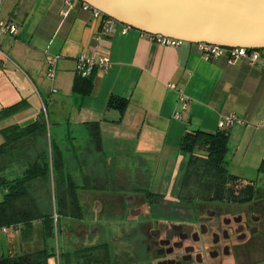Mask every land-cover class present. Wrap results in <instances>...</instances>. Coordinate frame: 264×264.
<instances>
[{
    "label": "crops",
    "instance_id": "0c3cea01",
    "mask_svg": "<svg viewBox=\"0 0 264 264\" xmlns=\"http://www.w3.org/2000/svg\"><path fill=\"white\" fill-rule=\"evenodd\" d=\"M0 21L11 22L18 29L15 36L0 34L2 54L7 51L16 63L11 64L0 54V108L20 102L26 105L6 119L10 125L33 121L44 109L46 121L49 111L58 118V125L72 126L83 134L86 146L93 150L87 124L97 123L103 154L94 152L101 159L112 158L105 154L107 146L115 155H135L161 163L172 160L170 151L178 152L186 131L214 133L222 117L235 115L245 123L228 131L232 158L227 161V170L253 183L256 200L264 205V189L259 186L260 181L264 183V173L258 170L264 162V68L245 61L230 66L226 55L204 61L194 44L162 47L134 29L122 34L121 28L116 27L102 35L101 22L91 12L77 8L64 15L59 0H3ZM53 56L58 59L51 80L46 71ZM81 56L109 60L107 69L93 70V89L85 96L72 91L76 61ZM112 96L128 101L123 116L108 108ZM10 125L0 126V144L1 131ZM59 139L52 141L46 135L28 150L27 156L33 160L42 152L40 149L51 150L53 144L62 151L67 166L65 152L76 151L77 146L71 142L70 149L61 147ZM39 143L45 148H39ZM72 155L79 157L77 152ZM25 166L23 162L9 165L2 178L21 177ZM34 189L31 187L30 192ZM32 197L35 199L36 195ZM39 209L44 213L43 207ZM10 230L0 232V256L29 251L20 244L19 232L13 229L10 234ZM48 263L59 264L56 257Z\"/></svg>",
    "mask_w": 264,
    "mask_h": 264
},
{
    "label": "flooded vegetation",
    "instance_id": "af4514ba",
    "mask_svg": "<svg viewBox=\"0 0 264 264\" xmlns=\"http://www.w3.org/2000/svg\"><path fill=\"white\" fill-rule=\"evenodd\" d=\"M101 167L99 174L81 175L87 184H75L77 193L95 194L94 226L83 221L81 203V215L69 216L85 230L77 237L81 242L98 238L88 249L96 253V264L262 263L257 259L264 252L260 200L201 197L184 189L168 164L135 155L101 159ZM70 255H62L66 264Z\"/></svg>",
    "mask_w": 264,
    "mask_h": 264
},
{
    "label": "trees",
    "instance_id": "16d2710c",
    "mask_svg": "<svg viewBox=\"0 0 264 264\" xmlns=\"http://www.w3.org/2000/svg\"><path fill=\"white\" fill-rule=\"evenodd\" d=\"M93 80L92 73L87 78L76 75L73 93L79 96L90 94ZM25 106V102H20L0 108V121L13 117ZM127 106L128 101L116 96H112L108 102V108L116 109L121 116ZM47 128L45 114L40 113L33 121L23 125H10L1 131L3 142L0 144V189L3 200L0 202V227L18 231L22 246L30 243L33 234L37 233L43 247L32 252L21 250L14 255L0 256V264H49L48 261L55 257L46 247L47 240L54 236L53 214L40 211L30 193L33 183L46 182L51 174L57 177L55 182L59 210L58 214L56 212V222L61 215L75 218L81 215L76 192L78 187L64 164L62 151L52 144L51 159H47L44 152L37 153L33 160L27 156L28 150L47 135ZM87 131L94 150L103 154L102 136L97 123L87 124ZM228 131L218 130L211 133L196 130L183 134L178 147V151L187 157L182 187L198 191L201 197L237 198L244 202L256 200L254 184L230 174L227 170ZM16 162L26 164L22 176L12 180L2 178V173L8 166ZM258 170L264 173V162Z\"/></svg>",
    "mask_w": 264,
    "mask_h": 264
},
{
    "label": "water",
    "instance_id": "95a60500",
    "mask_svg": "<svg viewBox=\"0 0 264 264\" xmlns=\"http://www.w3.org/2000/svg\"><path fill=\"white\" fill-rule=\"evenodd\" d=\"M118 23L187 44L264 50V0H80Z\"/></svg>",
    "mask_w": 264,
    "mask_h": 264
},
{
    "label": "rangeland",
    "instance_id": "374dc122",
    "mask_svg": "<svg viewBox=\"0 0 264 264\" xmlns=\"http://www.w3.org/2000/svg\"><path fill=\"white\" fill-rule=\"evenodd\" d=\"M5 52V51H4ZM7 52V51H6ZM4 53L5 55L2 54V50L0 49V54L5 56V58L11 62V64L15 65V61L13 57H11L8 53ZM18 66V65H16ZM12 67V66H10ZM13 72V71H12ZM11 72V73H12ZM31 88V86H30ZM32 89V88H31ZM46 99V97L44 96ZM44 113V109H43ZM48 119H47V135L49 138L54 141L58 140L59 138V144L61 147H69L70 146H77L76 151L73 149L72 151H66L65 154L67 155V168L68 171L72 177V180L75 182V184L78 185H83L87 184V182H80L81 180V175L83 174H99L101 170V158L98 156L97 153L94 152L92 146H86V137L78 133L76 131V128L74 127H66L62 125H58V118L53 117L52 114L48 111L47 113ZM57 122V123H56ZM12 124L10 120H3L0 123V126H7ZM50 128V129H49ZM59 136V138H58ZM154 140V146L158 145L157 141V135H154L153 137ZM66 140V142L64 141ZM71 142H74L70 145ZM40 146L39 148H43L45 145L42 143H39ZM48 147V144L46 145ZM91 147V148H90ZM107 147V146H106ZM105 147V154L109 155L110 157L115 156V152L113 149L106 148ZM141 148V144L139 145ZM45 148V147H44ZM42 152H44L47 155V159H50V149H40ZM232 150V149H231ZM231 150L227 153L226 156V161H231L230 158L231 156ZM73 152H77L79 154L78 158H75L72 154ZM172 160H161V163L168 164V168H174L175 171L172 172V174H175L174 177L180 176L182 178L183 176V171L185 167V163L187 161V157L180 153L177 150H171L170 151ZM155 156V155H154ZM252 176V175H251ZM254 176V175H253ZM56 179L57 177H51L48 178L46 182H39L37 185L33 183L31 187H35V189L30 192L33 196L36 195L35 200L37 201V204L39 207H43L44 213L52 215L53 214V220H54V236L53 238H50L46 242V247L52 254H55V257L58 261L59 264H66V259L63 254L70 253L71 255L68 258L69 264H96L94 259L96 257L94 256L96 253L88 250L90 249L93 244L98 243V238H93L92 241L85 240L81 242L77 237L85 231L80 227V225L72 224L73 221H71L69 215L63 216L61 215L58 219V222H56L54 218V214H58V204H57V199H58V192H57V185H56ZM67 179V177H66ZM35 185V186H34ZM260 188L264 189V183L260 181ZM78 191V189H76ZM77 198L78 202L81 203V206L83 207V221H85L88 226H94V219L96 218L90 211V205L92 204V196L95 195L90 192H83L79 191L77 193ZM88 196L87 199H84V196ZM40 198V199H39ZM101 218V217H98ZM111 221V220H110ZM110 229V235L113 236L115 235L114 230H112L111 226L107 227ZM10 230V234L13 233ZM89 236V235H88ZM262 241H264V237L261 238ZM105 241H108L107 237L104 238ZM27 248H26V247ZM43 247V242L41 241L40 237L38 236L37 233L33 234V239L30 243L27 245L24 244L23 248L29 250L28 252L35 251L37 249H41ZM88 251H87V250ZM84 250H86L84 252ZM75 253V254H74ZM60 254V257H59ZM58 255V256H57ZM257 259L260 262V259H264V252H261L260 255H257ZM258 262V261H255Z\"/></svg>",
    "mask_w": 264,
    "mask_h": 264
},
{
    "label": "built area",
    "instance_id": "2783aa9c",
    "mask_svg": "<svg viewBox=\"0 0 264 264\" xmlns=\"http://www.w3.org/2000/svg\"><path fill=\"white\" fill-rule=\"evenodd\" d=\"M63 5V14L67 15L69 12L74 9L81 8L85 11H89L92 15L99 19L101 22V31L100 34L107 35L111 33L116 27L121 28V33L126 34L128 31L133 30L130 26L116 22L115 20L103 15L99 11L93 9L86 3H83L80 0H59ZM3 0H0V8L2 6ZM18 33L17 26L11 22L0 21V34L1 35H11L15 36ZM148 39L162 47H176L181 45L182 42L168 38L161 35H151L146 34ZM99 39V35L96 37ZM196 45L198 51L200 52L204 61H211L223 55L227 56V64L232 66L238 63L239 61H245L251 66H258L264 68V50L258 49H249L244 47H231L225 48L218 45H212L207 43H198ZM58 56H53L49 59L47 63L46 75L49 79H53L55 76L54 67ZM109 67V60L107 58H102L95 60L92 57L81 56L76 61V74L81 78H87L91 75L95 68L107 69ZM244 120L237 118L235 115L224 116L220 119L218 123V130L225 131L230 130L235 125H243ZM56 220V214H54ZM1 233H6L7 228L0 227ZM261 264H264L262 262Z\"/></svg>",
    "mask_w": 264,
    "mask_h": 264
}]
</instances>
